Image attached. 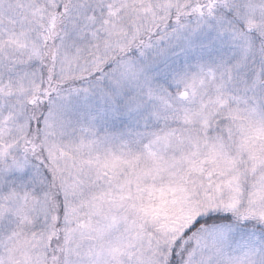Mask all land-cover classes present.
I'll return each mask as SVG.
<instances>
[{
  "label": "snow or ice",
  "instance_id": "1",
  "mask_svg": "<svg viewBox=\"0 0 264 264\" xmlns=\"http://www.w3.org/2000/svg\"><path fill=\"white\" fill-rule=\"evenodd\" d=\"M0 264H264V0H0Z\"/></svg>",
  "mask_w": 264,
  "mask_h": 264
}]
</instances>
